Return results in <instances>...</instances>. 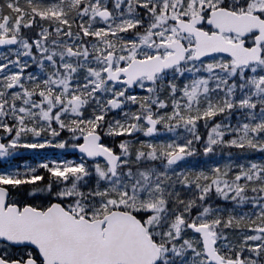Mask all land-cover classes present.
Masks as SVG:
<instances>
[{"label": "snow or ice", "instance_id": "obj_1", "mask_svg": "<svg viewBox=\"0 0 264 264\" xmlns=\"http://www.w3.org/2000/svg\"><path fill=\"white\" fill-rule=\"evenodd\" d=\"M0 264H264V0H0Z\"/></svg>", "mask_w": 264, "mask_h": 264}, {"label": "rangeland", "instance_id": "obj_2", "mask_svg": "<svg viewBox=\"0 0 264 264\" xmlns=\"http://www.w3.org/2000/svg\"><path fill=\"white\" fill-rule=\"evenodd\" d=\"M21 155H24V157H25V158H27V159H28V161H30V162H31V160L29 159V157H28L27 155H25L24 153H21Z\"/></svg>", "mask_w": 264, "mask_h": 264}]
</instances>
